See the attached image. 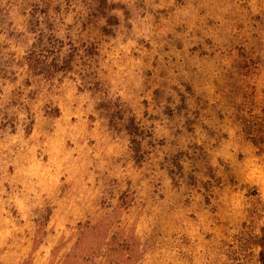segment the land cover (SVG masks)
<instances>
[{
    "label": "rangeland",
    "instance_id": "obj_1",
    "mask_svg": "<svg viewBox=\"0 0 264 264\" xmlns=\"http://www.w3.org/2000/svg\"><path fill=\"white\" fill-rule=\"evenodd\" d=\"M0 264H264V0H0Z\"/></svg>",
    "mask_w": 264,
    "mask_h": 264
}]
</instances>
